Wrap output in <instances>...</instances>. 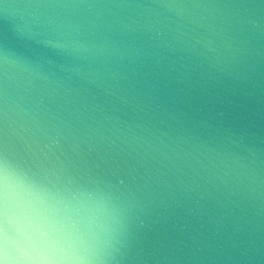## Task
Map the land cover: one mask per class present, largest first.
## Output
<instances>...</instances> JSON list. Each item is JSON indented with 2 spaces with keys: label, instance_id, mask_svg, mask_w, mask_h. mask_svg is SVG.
<instances>
[{
  "label": "water",
  "instance_id": "95a60500",
  "mask_svg": "<svg viewBox=\"0 0 264 264\" xmlns=\"http://www.w3.org/2000/svg\"><path fill=\"white\" fill-rule=\"evenodd\" d=\"M6 94L105 264H264V0H0V150Z\"/></svg>",
  "mask_w": 264,
  "mask_h": 264
},
{
  "label": "clouds",
  "instance_id": "9594fccd",
  "mask_svg": "<svg viewBox=\"0 0 264 264\" xmlns=\"http://www.w3.org/2000/svg\"><path fill=\"white\" fill-rule=\"evenodd\" d=\"M39 7L48 16L64 6ZM225 39L231 40L235 52L242 50L238 38L226 35ZM12 125L16 130L10 136L6 94L0 150V264H105L110 233L102 225L111 218L109 203L39 178L33 171L39 167L38 149L26 122L14 119Z\"/></svg>",
  "mask_w": 264,
  "mask_h": 264
}]
</instances>
